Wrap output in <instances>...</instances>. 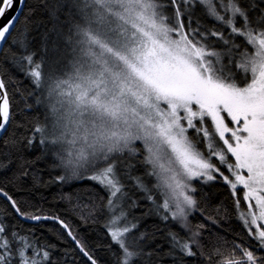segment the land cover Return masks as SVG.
<instances>
[{"label": "snow or ice", "instance_id": "1", "mask_svg": "<svg viewBox=\"0 0 264 264\" xmlns=\"http://www.w3.org/2000/svg\"><path fill=\"white\" fill-rule=\"evenodd\" d=\"M0 264H264V0H0Z\"/></svg>", "mask_w": 264, "mask_h": 264}, {"label": "trees", "instance_id": "2", "mask_svg": "<svg viewBox=\"0 0 264 264\" xmlns=\"http://www.w3.org/2000/svg\"><path fill=\"white\" fill-rule=\"evenodd\" d=\"M45 206V208H48V207H50L51 205H49V204H45L44 205ZM59 210V209H58ZM61 214H64L63 212L61 213ZM26 223V225H27V222H25ZM41 231H43L42 229H37V232L39 233V232H41Z\"/></svg>", "mask_w": 264, "mask_h": 264}]
</instances>
